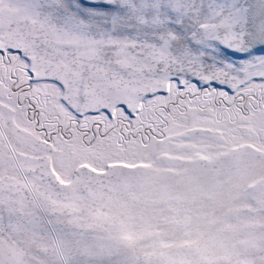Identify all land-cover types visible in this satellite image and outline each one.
I'll return each instance as SVG.
<instances>
[{
  "label": "snow or ice",
  "instance_id": "snow-or-ice-1",
  "mask_svg": "<svg viewBox=\"0 0 264 264\" xmlns=\"http://www.w3.org/2000/svg\"><path fill=\"white\" fill-rule=\"evenodd\" d=\"M0 264H264V0H0Z\"/></svg>",
  "mask_w": 264,
  "mask_h": 264
}]
</instances>
